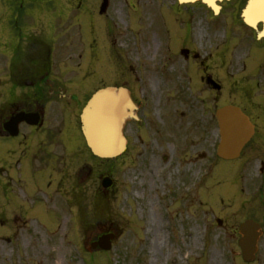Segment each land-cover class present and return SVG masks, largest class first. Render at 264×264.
<instances>
[{"label": "rangeland", "instance_id": "rangeland-1", "mask_svg": "<svg viewBox=\"0 0 264 264\" xmlns=\"http://www.w3.org/2000/svg\"><path fill=\"white\" fill-rule=\"evenodd\" d=\"M101 1L80 0L78 6L77 0H25L26 6L43 7L35 28H49L51 40L62 47L53 69L74 71L69 73L72 87L91 92L101 86H126L142 106L137 114L141 121H127V151L104 166L111 172L114 188L105 199L103 222L106 227L115 226L121 235L109 252L89 256L87 264H247L240 257L237 229L247 218H253L264 230V188H257V182L246 183L241 158H217L210 173V167L203 169V159L191 158L193 152L204 153L209 141L200 126L204 124L201 117L197 111L188 112L184 99L189 90L193 95L199 92L201 99L205 93L198 91L194 76L201 69L186 66L179 48L189 46L215 61L214 76L221 85L219 107L229 102L243 104L241 75L231 70L230 56H250L255 70L263 72L264 44L232 41L230 47L229 41L221 40V25L216 19L209 24L206 14L197 11L201 7L197 3L179 8L175 0H110L107 12L100 16ZM3 4L1 1L0 13ZM118 12L123 14L121 19ZM2 27L0 73L9 56L8 48L12 54L16 43V38L6 40ZM56 38H64L65 44ZM247 47V53H242ZM224 53L228 57H221ZM53 54L56 59L55 51ZM257 60L261 61L259 67ZM152 74L162 81L155 93L149 85ZM256 75L262 92L263 79ZM189 76L193 80L188 90ZM251 85L254 88L255 83ZM171 112L180 115L178 119L172 116L175 131L165 138L169 143L175 140L173 154L164 143V116L171 120ZM192 137L196 138L190 141ZM164 154L169 156L166 162ZM151 168H157V174L149 176ZM201 172L208 175L199 188L192 189L190 180L196 182ZM91 212L89 205L90 236L95 235ZM151 218L156 221L153 226ZM216 219L223 221L221 226ZM259 241L257 261L249 264H261L264 235ZM54 264H60L59 259Z\"/></svg>", "mask_w": 264, "mask_h": 264}, {"label": "flooded vegetation", "instance_id": "flooded-vegetation-1", "mask_svg": "<svg viewBox=\"0 0 264 264\" xmlns=\"http://www.w3.org/2000/svg\"><path fill=\"white\" fill-rule=\"evenodd\" d=\"M3 8L6 17L1 23L2 31L7 41L16 38V43L12 54L8 48L0 80V262L54 264L59 259L60 264H67L72 263L73 253L87 259L89 205L103 217L108 193L101 187L104 163L99 161L95 171L90 167L89 151L81 134L80 110L90 93L72 87L67 71L53 69L49 28L37 30L33 25L26 30V25L19 22L27 8L22 4ZM238 10L239 7L236 13L233 6L222 2L220 21L232 29ZM13 12L18 14L16 21L10 16ZM206 59V55L194 53L185 59L187 65L202 67L198 89L205 93L202 99L199 92L189 97L185 105L189 113L197 111L201 117L204 124L200 126L209 141L203 155L213 157L217 93L207 83V78L216 79L213 63L205 64ZM238 62L233 68L240 67L243 73L241 110L254 125V135L243 149V170L246 183L257 182L256 187L262 191L264 88L260 92L255 79L260 74L264 82V71L248 69V60ZM20 115L25 120L18 122ZM175 121H166L164 116V143L170 147L173 141L166 142L165 138L175 131ZM98 229V236L107 232L103 225Z\"/></svg>", "mask_w": 264, "mask_h": 264}, {"label": "water", "instance_id": "water-1", "mask_svg": "<svg viewBox=\"0 0 264 264\" xmlns=\"http://www.w3.org/2000/svg\"><path fill=\"white\" fill-rule=\"evenodd\" d=\"M194 1V0H188ZM213 6L215 0H202ZM107 0H104L100 13L105 11ZM244 18L250 25L261 21L264 25V0H250ZM264 35V33H263ZM124 90L108 88L96 93L83 111V131L93 153L102 158H112L124 149L122 125L130 116L127 110H131ZM220 123L222 141L218 155L225 160L238 157L242 146L251 135V126L246 117L234 107H225L217 113ZM108 186V181L104 182ZM259 226L249 221L240 226L242 239L239 246L245 260L254 258L256 241L259 236ZM110 237H104L100 247L108 249Z\"/></svg>", "mask_w": 264, "mask_h": 264}, {"label": "bare ground", "instance_id": "bare-ground-1", "mask_svg": "<svg viewBox=\"0 0 264 264\" xmlns=\"http://www.w3.org/2000/svg\"><path fill=\"white\" fill-rule=\"evenodd\" d=\"M122 16H123V14L121 12H118L119 19H121ZM156 50H157V48H155L154 52H156ZM160 82H162V81H161V79L156 74H154V75L152 74L150 76V78H149V85H150V88H151L152 93H155L157 91V89L160 86ZM157 172H158V169L157 168H151V169H149V171L147 172V174L149 176H152L153 174H157ZM151 224H152V226L156 224V221L154 220V218H151Z\"/></svg>", "mask_w": 264, "mask_h": 264}]
</instances>
